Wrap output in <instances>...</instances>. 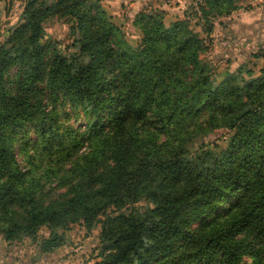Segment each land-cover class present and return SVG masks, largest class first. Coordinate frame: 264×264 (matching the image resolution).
I'll return each instance as SVG.
<instances>
[{"label": "trees", "instance_id": "1", "mask_svg": "<svg viewBox=\"0 0 264 264\" xmlns=\"http://www.w3.org/2000/svg\"><path fill=\"white\" fill-rule=\"evenodd\" d=\"M239 9L195 0L167 24L143 8L132 45L103 0H25L0 42V239L45 229V260L100 226L98 264H264V66L203 58Z\"/></svg>", "mask_w": 264, "mask_h": 264}, {"label": "rangeland", "instance_id": "2", "mask_svg": "<svg viewBox=\"0 0 264 264\" xmlns=\"http://www.w3.org/2000/svg\"><path fill=\"white\" fill-rule=\"evenodd\" d=\"M24 1L25 0L0 1V42H3L9 34V31L21 22V14L23 12ZM122 1L123 4L121 3L120 7L121 14L118 15L120 16V19H118L120 20V22L124 21L122 29L126 34L127 40L132 45H136L139 42L141 35H139V33L137 32H131L134 30L132 28V21L128 17L129 11H132L136 15L143 8H152L167 13L166 9H169V6L171 4L167 2L168 0L157 1L156 4L152 3L151 5L148 4L150 0H135L136 3H130L129 0ZM129 3L133 4V8L131 10H127L128 8H130ZM109 14L111 15V13ZM172 15L173 12H169V16ZM173 20L174 19H170V17L167 16L166 23L169 24ZM113 21L118 24L115 19ZM45 28L48 40L53 42L58 47H68V45L70 44L68 24L64 23L63 21L53 20L50 21L45 26ZM196 30L198 32L201 31L200 27H196ZM251 52L252 51L249 50V53ZM261 53L264 54V50ZM246 59V62H248L249 66H254L256 70H259L264 66V58L256 60L255 58H252V53L249 57L246 56ZM220 137L221 133H219L215 137H210V140L212 141L216 138L219 139ZM58 193H61V191H59ZM99 235L100 226H98L91 232H88L82 226L76 225L65 233V245L54 251L47 258H45V260H37L36 257L33 256L37 251L36 249L38 247V244L40 243L41 238L44 236H48V231L45 229L40 232L38 241L25 239L22 245L18 246L16 249L12 248V245H8L0 239V264H9L10 262L8 263V259L13 260L12 264L27 263L30 260V255L32 261H37L33 264H98L102 261V257L99 256L102 248ZM245 261H247V258L245 259Z\"/></svg>", "mask_w": 264, "mask_h": 264}, {"label": "crops", "instance_id": "3", "mask_svg": "<svg viewBox=\"0 0 264 264\" xmlns=\"http://www.w3.org/2000/svg\"><path fill=\"white\" fill-rule=\"evenodd\" d=\"M157 1L161 0H150L148 4H156ZM194 1L168 0L167 2L172 5H168L169 9H166L167 16L174 20L183 18ZM239 1L238 11L227 18L216 21L214 32L211 35L213 40L211 48L207 54L203 55L205 60L217 68L218 73L235 70L239 64L246 62V56L249 57L254 50H257V45L264 41V0ZM129 2L136 3L135 0H129ZM121 3L123 4L122 0H103L107 12L111 13L120 26H123L124 21L120 22V16H118L121 14ZM130 3V8L127 10L133 8V4ZM169 12H173V15L169 16ZM134 16L135 14L129 11L128 17L131 21ZM249 50L252 52L249 53Z\"/></svg>", "mask_w": 264, "mask_h": 264}, {"label": "built area", "instance_id": "4", "mask_svg": "<svg viewBox=\"0 0 264 264\" xmlns=\"http://www.w3.org/2000/svg\"><path fill=\"white\" fill-rule=\"evenodd\" d=\"M197 2H200V0H197ZM262 50H264V45L262 46Z\"/></svg>", "mask_w": 264, "mask_h": 264}]
</instances>
